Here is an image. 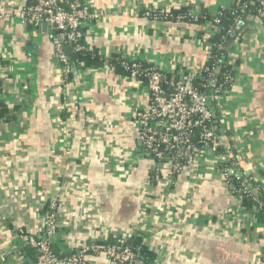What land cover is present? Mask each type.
Here are the masks:
<instances>
[{"label":"crops","instance_id":"obj_1","mask_svg":"<svg viewBox=\"0 0 264 264\" xmlns=\"http://www.w3.org/2000/svg\"><path fill=\"white\" fill-rule=\"evenodd\" d=\"M28 1L0 0V103L8 110L0 119V264H36L19 230L35 234L51 198L59 254L130 232L152 253L150 264H264V221L238 203L213 166L200 160L149 180L133 121L144 85L104 65L80 64L63 82L48 26L29 28L16 18ZM239 1L83 0L97 14L83 23V43L102 59L117 54L169 72L183 64L196 71L216 28L153 23L146 13L184 5L213 14ZM9 9L13 18L4 15ZM243 21L227 43L233 83L213 109L223 145L264 188V25L252 14ZM86 260L110 264L104 254Z\"/></svg>","mask_w":264,"mask_h":264},{"label":"built area","instance_id":"obj_2","mask_svg":"<svg viewBox=\"0 0 264 264\" xmlns=\"http://www.w3.org/2000/svg\"><path fill=\"white\" fill-rule=\"evenodd\" d=\"M251 2L256 4L257 17L264 25V0ZM177 8L149 10L146 15L153 23H165L170 21L167 17H171V11ZM246 8L247 5L242 4L239 10L243 12ZM222 9L219 8L212 15L220 13ZM231 12L236 14V10ZM4 15L9 18L14 16L10 9ZM15 15L20 23L30 28L46 23L51 31L54 61L59 66L63 82H66L73 65L69 62L64 47L67 46L75 53L87 51L83 43L82 26L86 19L95 18L97 14L89 12V6L83 0H29L19 7ZM199 15L200 11L189 9L170 22L194 23ZM237 19L238 17L235 26ZM206 22L213 26L218 22V17L205 19L204 23ZM231 31L233 30L228 32ZM213 46L210 42L207 43L206 63L196 71L183 64L169 72L141 58L124 55H117L116 60L127 73L125 75L145 87L146 99L133 114V121L145 158L149 160V180L158 183L163 175L172 177L201 160L204 166H213L218 171L238 203L241 204L244 196H250L257 206L250 210L255 213L258 207L264 206V202L257 196L258 192L264 193V188L239 167L237 157L223 145L209 107L208 100L212 97L217 100L227 92L234 78L227 76L216 82L214 67L207 65L210 61H219L211 51ZM216 46L221 47L219 43ZM110 57L111 55H107L103 58V65L114 69L115 62L110 63ZM212 86H215L212 97L202 91ZM241 176L248 179V184L240 181L238 187H235L232 179L239 180ZM249 184L253 187L250 188ZM56 200L51 198L47 201L35 234L30 230H19L18 237L22 244L35 251L36 264H87L88 254H104L110 264H150L141 255L138 246L128 243L132 236L130 232L118 235L110 242L104 241L106 238L103 237L92 239L68 253L56 254L53 239L60 226Z\"/></svg>","mask_w":264,"mask_h":264},{"label":"trees","instance_id":"obj_3","mask_svg":"<svg viewBox=\"0 0 264 264\" xmlns=\"http://www.w3.org/2000/svg\"><path fill=\"white\" fill-rule=\"evenodd\" d=\"M242 4L247 5V8L243 12L239 10ZM189 9H190L189 7L184 6V5L179 6L176 10H172L171 11V14H172L171 17L168 16L167 18L170 21H173V20H175V18H174L175 16H177L178 14H180V15L185 14ZM232 10H236V14H232V12H231ZM248 14H252L255 17H257L256 4L251 2V0H240L236 6H233L230 8H223L222 10H220V13H218L216 15L215 14L212 15V14L206 12L205 10H200V15H199L198 20L196 22H194V23H202V22H204L205 19H208V18L211 19L212 17H218V22L216 24H213L214 28L216 27V31L212 34V36L209 38L208 41L214 45L212 47L211 51L215 55L216 60H219V61H217V62L210 61L207 64L209 66L214 67L213 71H214V78H215L216 82L224 80L225 77H227V76L228 77L234 76L233 75L234 70L232 68V65L227 62V56H226L227 43L230 40V37L232 34V31L231 32H228V31L230 29H232V30L235 29V27H236L235 21H236L237 17H238V19H237V23H238L240 20H244L245 16ZM257 19L259 20L258 17H257ZM185 21H187V19H185ZM218 43L221 45V47H217V46L215 47V44H218ZM116 58H118L117 54H112L110 57V63L115 62L114 70L118 71L120 73H123V74H127L121 68V66L118 63V60H116ZM68 60L71 63V65H74L77 67L79 66V64H82L84 67H89V66L100 67L101 65H103L102 57H100V55L96 51H93V50L82 51L79 53L71 52V55H68ZM71 73L72 72L70 71L69 74H71ZM214 89H215V86H212V87H208L207 89H202V91H204L206 94H208L209 96L212 97V95L214 93ZM209 101H210L209 107H210V110L212 111V113L214 115L213 120H214V125H215L216 130H217V126H216V122H215L216 113L213 109L215 99L212 97L211 100H209ZM7 112H8V110H7L6 104L1 102L0 103V119L6 117L5 114ZM240 181L245 182V183L247 182V184H248V179L246 177H243V176H241L239 178V180L232 179V184L235 187H238ZM249 187L252 188L253 186L251 184H249ZM257 196L264 202V193L258 192ZM241 205L243 207H245L246 209L247 208L250 209L254 206L257 207L256 204L253 202V200L250 198V196H244L242 199ZM255 215L259 221H264V206L260 207V208L258 207L257 210H255ZM115 238L116 237H108V238L104 239V241H108V242L114 241ZM128 243L132 246H138L140 249L141 255L143 256L144 259H147L149 261L151 259V257L153 256L152 253H150L147 250V248L145 247V245L142 243V239L140 236H138V235L131 236L128 240ZM24 246H26V245H24ZM56 254H59V253H56ZM35 263H36V254H35Z\"/></svg>","mask_w":264,"mask_h":264},{"label":"water","instance_id":"obj_4","mask_svg":"<svg viewBox=\"0 0 264 264\" xmlns=\"http://www.w3.org/2000/svg\"><path fill=\"white\" fill-rule=\"evenodd\" d=\"M259 22L261 23V21H259ZM243 23H244L243 20H240V21L237 23L235 29L233 30V33H232L231 37H234V35L237 33V31L243 26ZM42 25H43V27H44V26H46V23L44 22ZM263 32H264V26H263ZM64 51H65V53H66L67 55H71V50H70L67 46L64 47ZM208 103H210L209 100H208Z\"/></svg>","mask_w":264,"mask_h":264}]
</instances>
